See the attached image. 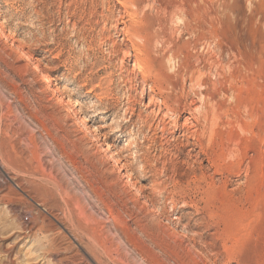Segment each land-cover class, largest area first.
<instances>
[{
  "label": "rangeland",
  "instance_id": "374dc122",
  "mask_svg": "<svg viewBox=\"0 0 264 264\" xmlns=\"http://www.w3.org/2000/svg\"><path fill=\"white\" fill-rule=\"evenodd\" d=\"M0 264H264V0H0Z\"/></svg>",
  "mask_w": 264,
  "mask_h": 264
},
{
  "label": "bare ground",
  "instance_id": "6f19581e",
  "mask_svg": "<svg viewBox=\"0 0 264 264\" xmlns=\"http://www.w3.org/2000/svg\"><path fill=\"white\" fill-rule=\"evenodd\" d=\"M133 71H139V68L138 67H135V66H133ZM40 81L41 82H43V83H46L47 82V76L45 75V74H41V76H40ZM217 119V118H216ZM207 120V119H206ZM213 120H215V119H213ZM55 188V187H54ZM222 199V198H221ZM220 202V201H219ZM126 208V207H125ZM155 226V225H154ZM119 228V227H118ZM123 228H125V227H123ZM150 228V227H149ZM155 229V228H154ZM164 229V228H163ZM162 229V230H163ZM125 230L127 231V229L125 228ZM129 230V229H128ZM150 230V229H149ZM156 231V230H155ZM141 232H142V230H141ZM146 232V231H145ZM168 232V231H167ZM133 233V232H132ZM144 233V232H143ZM142 233V234H143ZM132 235H135V234H132ZM151 235V234H150ZM143 236H145L144 234H143ZM168 236H169V233H168ZM122 237V236H121ZM135 237V236H134ZM157 237V236H156ZM171 238V237H170ZM100 239V238H99ZM94 241V240H93ZM122 243V242H121ZM141 251V250H140Z\"/></svg>",
  "mask_w": 264,
  "mask_h": 264
}]
</instances>
